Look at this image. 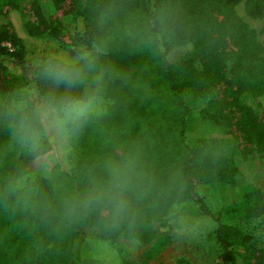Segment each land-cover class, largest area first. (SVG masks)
<instances>
[{
  "label": "trees",
  "instance_id": "1",
  "mask_svg": "<svg viewBox=\"0 0 264 264\" xmlns=\"http://www.w3.org/2000/svg\"><path fill=\"white\" fill-rule=\"evenodd\" d=\"M241 2L264 20V0H0V264H80L74 245L83 225L147 245L189 201L212 219L208 238L220 246L199 264H264V191L238 183L234 161L241 155L264 175V43L237 12ZM13 10L30 35L53 37L79 56L68 63L86 79L71 91L102 77L103 113L68 133L70 171L60 163L29 169L52 145L24 141L19 125L38 111V97L69 91L45 74L50 63L67 61L31 55ZM84 54L94 58L91 68ZM4 57L32 60L31 68L14 74ZM197 118L203 132L191 136ZM130 158L133 188L114 225L105 206L84 202L107 185L109 164Z\"/></svg>",
  "mask_w": 264,
  "mask_h": 264
},
{
  "label": "rangeland",
  "instance_id": "2",
  "mask_svg": "<svg viewBox=\"0 0 264 264\" xmlns=\"http://www.w3.org/2000/svg\"><path fill=\"white\" fill-rule=\"evenodd\" d=\"M236 9L264 43V20L250 17L246 13L244 2L238 4ZM10 17L31 55L47 58L55 56L70 63L79 59V56L72 52L70 45L48 35H30L17 10L11 11ZM2 60L14 74L28 73L32 64V60L20 64L10 57H4ZM102 99V110L95 115L102 114L105 109L108 100ZM45 102L44 98H37L38 111ZM202 132L201 120L197 118L192 123L189 134L194 136ZM209 135L220 139L228 137L221 132H212ZM234 161L239 168L236 178L238 183L253 182L264 191L263 173H256L255 169L253 171V167L247 164L241 155H236ZM56 163H60L67 171L73 168L74 152L68 134L62 138L58 147L52 145L49 152L34 159L29 164V169H45ZM254 173L257 175L254 176ZM223 190V186L216 187L218 193ZM214 228L212 219L200 213L195 201H189L175 207L166 219L157 225L158 237L150 244L145 245L130 238L111 240L103 237L96 226L83 225L78 231L74 254L80 264H199L206 259H213L220 251L216 240L208 238Z\"/></svg>",
  "mask_w": 264,
  "mask_h": 264
},
{
  "label": "clouds",
  "instance_id": "3",
  "mask_svg": "<svg viewBox=\"0 0 264 264\" xmlns=\"http://www.w3.org/2000/svg\"><path fill=\"white\" fill-rule=\"evenodd\" d=\"M82 59L87 61L88 68L95 62L88 54H84ZM45 74L57 85H65L69 91L53 96L44 103L42 109L23 119L19 132L21 138L30 144L38 146L42 141H47L58 147L66 134L74 133L91 116L102 110L103 99L99 88L102 77H96V87L85 86L83 91L75 92L71 90L78 88L86 79L82 69L68 62H56L45 68ZM135 167L134 158L109 164L107 185L93 191L84 202V207L105 206L113 224H118L127 211L125 194L133 188ZM22 181V176L12 178L13 184L18 186L22 185Z\"/></svg>",
  "mask_w": 264,
  "mask_h": 264
},
{
  "label": "built area",
  "instance_id": "4",
  "mask_svg": "<svg viewBox=\"0 0 264 264\" xmlns=\"http://www.w3.org/2000/svg\"><path fill=\"white\" fill-rule=\"evenodd\" d=\"M7 46H9V47H10V49H13V48L11 47V44H10V43H7Z\"/></svg>",
  "mask_w": 264,
  "mask_h": 264
}]
</instances>
